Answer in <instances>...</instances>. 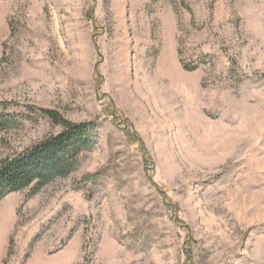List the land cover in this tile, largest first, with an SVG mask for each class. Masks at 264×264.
Listing matches in <instances>:
<instances>
[{"label":"rangeland","instance_id":"374dc122","mask_svg":"<svg viewBox=\"0 0 264 264\" xmlns=\"http://www.w3.org/2000/svg\"><path fill=\"white\" fill-rule=\"evenodd\" d=\"M0 103L98 125L0 201V264H264V0H0ZM34 119L0 160L61 130Z\"/></svg>","mask_w":264,"mask_h":264},{"label":"trees","instance_id":"16d2710c","mask_svg":"<svg viewBox=\"0 0 264 264\" xmlns=\"http://www.w3.org/2000/svg\"><path fill=\"white\" fill-rule=\"evenodd\" d=\"M5 106L0 103L3 107L0 110V133L18 128L20 119L36 122L35 116L37 119L46 118L61 130L0 160V201L11 193L26 189L35 193L58 179L69 177L79 167L83 153L97 144L96 121L72 123L57 111L47 109H38L37 113L27 109L28 116L25 117L10 115L6 113ZM126 138L138 142L141 147L143 145L135 132L127 131ZM85 179L93 180L94 176L86 175Z\"/></svg>","mask_w":264,"mask_h":264}]
</instances>
